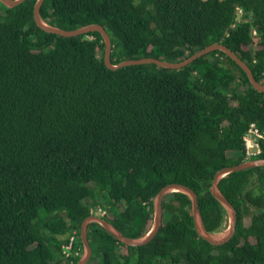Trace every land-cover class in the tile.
I'll return each mask as SVG.
<instances>
[{"label": "trees", "instance_id": "16d2710c", "mask_svg": "<svg viewBox=\"0 0 264 264\" xmlns=\"http://www.w3.org/2000/svg\"><path fill=\"white\" fill-rule=\"evenodd\" d=\"M36 1H0V264H76L92 208L106 209L102 218L124 235L143 237L158 192L174 182L196 191L210 232L224 230L228 212L210 187L218 170L247 160L243 136L252 122L264 130V92L222 50L181 69L108 68L100 32H47L35 21ZM237 6L246 20L232 27ZM41 16L67 30L103 25L113 64L180 62L225 44L264 83V0H45ZM219 186L238 213L228 242L199 236L191 198L174 191L145 245L91 222L88 264H264V166L231 172Z\"/></svg>", "mask_w": 264, "mask_h": 264}, {"label": "water", "instance_id": "95a60500", "mask_svg": "<svg viewBox=\"0 0 264 264\" xmlns=\"http://www.w3.org/2000/svg\"><path fill=\"white\" fill-rule=\"evenodd\" d=\"M0 1L7 7L14 8L20 3L24 2L25 0H0ZM44 1L45 0H37L35 3L34 17L37 25L41 29L47 32L55 33L65 37L79 36L93 31L100 32L105 42V64L107 65L108 68L119 69L129 65L153 63L164 68L181 69L191 64L196 59L206 54H209L212 51L222 50L223 52L228 54L232 59H234L236 63L247 73L252 86L256 90L260 92H264V83L259 82L255 78L251 67L243 59H241L240 56L236 52H234L230 47L221 43H212L200 49L199 51L195 52L187 59L180 62H171L168 60H163L155 57H142L138 59H127L117 64H113L111 59V53L113 48L112 38L103 25L98 23H92L72 30H67L64 28L52 26L48 24L41 16V7ZM257 166H264V158H253L243 161L236 165L226 166L218 170L214 175L210 187L211 193L226 208L228 215L230 217L229 218L230 224L226 234L217 235L216 233L210 232L206 228V225L204 223V219L199 207L198 194L196 193V191L185 184L174 182L167 184L158 192L154 200V206H155L154 224L151 230L143 237L132 238L126 236L120 231L118 227H116L114 224H112L111 222L107 221L106 219L102 218L99 215H90L87 218H85L81 224V233H80L81 240L84 245V254L76 264H88L92 257L93 249L92 246L90 245L89 237H88V228L91 222L100 223L106 230H108L115 237H117L119 240H121L123 243L127 245L141 246L149 243L157 235L163 223V199L167 194L174 191L184 192L188 194L189 197L191 198L194 224L199 236H201L203 239L207 240L208 242L214 245H221L228 242L236 233L238 213L234 205L230 202V200L224 195V193L220 189L219 181L221 180L222 177H224L225 175L231 172L241 171Z\"/></svg>", "mask_w": 264, "mask_h": 264}, {"label": "built area", "instance_id": "2783aa9c", "mask_svg": "<svg viewBox=\"0 0 264 264\" xmlns=\"http://www.w3.org/2000/svg\"><path fill=\"white\" fill-rule=\"evenodd\" d=\"M247 12L242 6L236 7V17L235 21L232 23V27H236L238 24L243 23L245 19V15ZM251 36L252 40L250 42V46L252 49H256L258 46V31L256 28H251ZM243 141L246 149V158L247 160L256 158L258 155L262 153V142L264 141V130H262L257 123L252 122L248 129L246 130ZM106 209L103 207L99 208H92L91 214H100L101 216L106 214ZM77 240V232L74 231L73 235L71 236L69 243H67L64 246V255L66 257H70L73 249H74V243Z\"/></svg>", "mask_w": 264, "mask_h": 264}, {"label": "rangeland", "instance_id": "374dc122", "mask_svg": "<svg viewBox=\"0 0 264 264\" xmlns=\"http://www.w3.org/2000/svg\"><path fill=\"white\" fill-rule=\"evenodd\" d=\"M229 218H230V217H229V215H228V222H227V224H226L224 230H222V231L219 232V233H216L217 235H223V234L227 233L228 228H229V224H230ZM153 224H154V221H153V223H152L151 228L153 227ZM150 230H151V229H150Z\"/></svg>", "mask_w": 264, "mask_h": 264}, {"label": "clouds", "instance_id": "9594fccd", "mask_svg": "<svg viewBox=\"0 0 264 264\" xmlns=\"http://www.w3.org/2000/svg\"><path fill=\"white\" fill-rule=\"evenodd\" d=\"M91 215H99V216H101L100 214H91ZM102 217V216H101Z\"/></svg>", "mask_w": 264, "mask_h": 264}, {"label": "bare ground", "instance_id": "6f19581e", "mask_svg": "<svg viewBox=\"0 0 264 264\" xmlns=\"http://www.w3.org/2000/svg\"><path fill=\"white\" fill-rule=\"evenodd\" d=\"M226 234V233H225ZM224 235V234H223Z\"/></svg>", "mask_w": 264, "mask_h": 264}]
</instances>
